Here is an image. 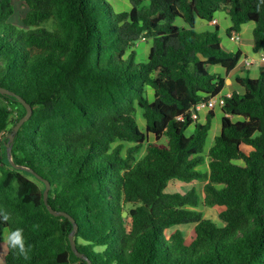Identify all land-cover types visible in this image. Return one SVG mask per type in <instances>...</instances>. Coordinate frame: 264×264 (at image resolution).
Segmentation results:
<instances>
[{"label":"trees","instance_id":"trees-1","mask_svg":"<svg viewBox=\"0 0 264 264\" xmlns=\"http://www.w3.org/2000/svg\"><path fill=\"white\" fill-rule=\"evenodd\" d=\"M21 1L23 26L11 21L12 0H0V87L33 109L12 158L50 182L48 204L75 220L84 257L71 219L49 211L45 183L11 165L8 136L27 109L0 93V210L11 217L0 219V241L22 228L32 245L28 260L8 248L4 264H264V69L237 77L244 94L223 97L208 172L214 111L193 119L226 85L212 66L229 74L243 57L222 47L219 26L198 32L196 21L225 10L229 37L252 22L254 51L264 52V0H128L121 12L108 0ZM172 180L206 182L204 205L221 208V224L199 209L195 187L167 192Z\"/></svg>","mask_w":264,"mask_h":264},{"label":"rangeland","instance_id":"rangeland-1","mask_svg":"<svg viewBox=\"0 0 264 264\" xmlns=\"http://www.w3.org/2000/svg\"><path fill=\"white\" fill-rule=\"evenodd\" d=\"M108 1L113 5L114 9L116 11H118V12L130 11L132 9V5H131V3L128 0H108ZM147 1L148 0H145V3H147ZM12 2L14 4V6H15V11L16 12H15L14 16L11 18V21L14 24H16V25L23 26V18L25 17V15H26V13L28 11V7L21 0H12ZM218 15H220L219 19H220V22H221L222 31L224 33L223 37H222V41H224V40H227V37H229L227 35V32H226L228 29L225 30L226 20L228 21L229 19H228L227 16H224V15H228V14H227V12L225 10H221V11L216 13L215 17L218 16ZM178 20H179V18H177V21ZM180 20H182V19L180 18ZM182 21H184V20H182ZM231 25H232V23H231ZM179 26H185V25L182 24V25H179ZM221 28H220V30H221ZM198 32H202V31H198ZM240 40H242V37H240ZM239 42H241V41H239ZM151 43H152L151 40L138 42V44H137V53H138L139 61L145 62V60L147 59V56H148V54L146 53L145 49H146V46L150 47ZM223 48L225 49L226 47L224 46ZM249 55L251 57H253V59L255 60L254 66L253 67H250V66L247 67V65L245 66V64H244L246 69L238 71V72L240 74H245L247 76H250L251 78H258V77H260V72H259L260 71V62L257 61V56L255 54H253L252 52H250ZM244 58H245V55L243 56L242 60H244ZM245 61H244V63H245ZM211 70L215 71V72H218V74H220V73L223 72L224 69L221 66H212ZM148 92H149V100L153 101V99H154L153 90L150 88L148 90ZM204 113L205 112H199L198 113L199 114V119H200L199 120L200 124H204L205 123V120L203 118L204 117ZM223 116L224 115H223L222 109L219 108V107H216L214 109V117L212 118V124H213V126L215 124V127L216 126L217 127H216V129L214 128L209 133L210 137H209V139H207L208 141L206 142L207 143L206 147H205L206 164L201 167V169H203L204 172H208L209 171V167H208L209 158H208V150H207L208 149V145L210 146V144L212 142H213L212 144H214L215 138H216L215 136L220 134L219 132H221V119H222ZM137 122H138V126L140 127V129L145 132L146 121H145V118L143 117L141 109H139L138 114H137ZM193 131H194V127H190L187 130V135L192 134ZM214 132H216L217 135H214L215 134ZM149 140L150 141H154L155 140L154 136L151 135ZM161 143L164 144V145H167L168 139L166 137H164L162 139ZM130 145L131 144L127 143L126 147H130ZM145 149H146V147L143 148L141 154L139 155V158H141L144 155ZM205 183L206 182H194L193 184L187 185L188 183H185V182H182V181H179V180H172L170 182L168 188H167V192H181V193H184L187 190H189V188L195 187L197 189L200 197H201V205H200L199 209L202 212H204V215H205L206 218H210V219L214 220L215 222L221 224V220H220V217H219V213L221 211V208L220 207H209V206H205L204 205L203 187H204ZM194 226H195L194 224L182 226V229L185 232L186 237L192 236L193 230H194ZM7 253H8V246L5 244V241H0V264H4L5 263V258H6Z\"/></svg>","mask_w":264,"mask_h":264},{"label":"crops","instance_id":"crops-1","mask_svg":"<svg viewBox=\"0 0 264 264\" xmlns=\"http://www.w3.org/2000/svg\"><path fill=\"white\" fill-rule=\"evenodd\" d=\"M219 16L220 15L216 16L215 19L218 21L217 26H219V28H221V22H220ZM224 16H227L228 19H229L228 20L229 22L226 20V27H225V30H226L229 27H231V21H230L229 15H224ZM181 23L183 25H185V26H188L184 21L180 20V18H179L178 21L176 20V24L177 25H182ZM215 26L216 25H213L211 23H207V22L202 21V20H197L196 21V30L197 31H202V32H204V31H214L215 30ZM254 28H255V25H254V23H251V22L250 23H247V24H244L242 26V29L240 31V35H241L240 37H242V40H240L241 42H236V41L232 40L230 37H227V40L222 41V46L224 45L226 47L225 50L230 51V52H235V51H237V50L240 49L243 52V56L245 55V58H244V60H242L243 59V57H242L241 61L239 62L238 66L234 69V71L230 72L229 74H226L225 71L223 70V72L220 73L221 75H223L225 77L226 85L223 88L220 96H218V98H223L224 96H231L232 93L235 92V91L238 92L239 94H244L245 89L237 83V77L238 76L247 77V75L240 74L238 72V71H241L243 69H246V67H245L246 66V62H248V61L251 62V65H249L250 67H253L254 66L255 60L253 59V57H251L249 55L250 52H252L253 54H255L257 56V61L260 62V71H259L260 74H261L262 70L264 69V52H262V51L256 52V51H254V47H253V45H254V43H253V30H254ZM220 34L223 37V34L224 33L222 31V28L220 30ZM142 41H144V40H142ZM150 47H151V45H150ZM150 47H147L146 46L145 51H146L147 54L149 53ZM244 61H245V63H244ZM244 64H245V66H244ZM249 66H247V67H249ZM213 72H215V71H213ZM215 73H218V72H215ZM216 107L222 108L221 105H217ZM214 109H213V111H214ZM201 112H205L203 118H204V120L206 122V116H207V114H208L209 111L202 110ZM233 119L234 120H237L234 117H233ZM199 120H198V122H199ZM216 127H215V124H214V126L212 124L211 131L214 128L216 129ZM145 130H146V128H145ZM214 133H215L214 135H217L216 132H214ZM149 137H151V135ZM209 137L210 136H208V139H209ZM212 143L210 144V146L208 145V149H207L208 151L214 145Z\"/></svg>","mask_w":264,"mask_h":264},{"label":"water","instance_id":"water-1","mask_svg":"<svg viewBox=\"0 0 264 264\" xmlns=\"http://www.w3.org/2000/svg\"><path fill=\"white\" fill-rule=\"evenodd\" d=\"M0 93H2V94H9V95H12V96H16L17 99H19V101L27 109V114L20 119V121L15 125L12 133H10L9 136H8L9 137V141L7 142L6 146H7L8 157H9V160H10L11 165L14 168L23 169V170H26V171L31 172L36 178H38L39 180H41V181H43L45 183L46 189H45V192H44V201L47 204V207H48L49 211L52 214L56 215V216H65V217H68V218L71 219V221L74 224V230L70 234V242H71L72 249L76 253L77 256L84 257V255L78 251L77 246H76V242H75V239H74V234H75V232H76V230L78 228L75 220L69 214H67L66 212H64V211H57V210L53 209L48 204L49 192H50V189H51L50 182L48 180L43 179L34 170H32L30 168H27V167H24V166H21V165H17L13 161V158H12V145H13V142H14V139H15V135L18 133V131L20 130V128L22 127V125L32 117L33 109L31 107V105L25 99H23L21 96H18L15 93L10 92L9 90H7V89H5L3 87H0ZM193 111L195 112V110H193ZM124 215H127V213L125 212Z\"/></svg>","mask_w":264,"mask_h":264},{"label":"clouds","instance_id":"clouds-1","mask_svg":"<svg viewBox=\"0 0 264 264\" xmlns=\"http://www.w3.org/2000/svg\"><path fill=\"white\" fill-rule=\"evenodd\" d=\"M10 214L6 210H0V219L7 223L10 220ZM36 227H39L36 225ZM4 241L10 250L23 257L25 260L30 259L29 253L31 252L32 245H26L24 238V230L16 228L15 230L5 229Z\"/></svg>","mask_w":264,"mask_h":264},{"label":"built area","instance_id":"built-area-1","mask_svg":"<svg viewBox=\"0 0 264 264\" xmlns=\"http://www.w3.org/2000/svg\"><path fill=\"white\" fill-rule=\"evenodd\" d=\"M210 23L213 25H217L218 21L216 19H214ZM230 38L236 42H239L240 41V33L239 32H233L232 35L230 36ZM143 40L146 41L145 38H143ZM246 65L247 66L251 65V62H249V61L246 62ZM223 104H224V99L218 98V97L211 99L208 102H202L194 109L195 112L193 111V119L198 121L199 120V114H198L199 112H201L202 110L210 111V110H213L217 105L223 106Z\"/></svg>","mask_w":264,"mask_h":264}]
</instances>
